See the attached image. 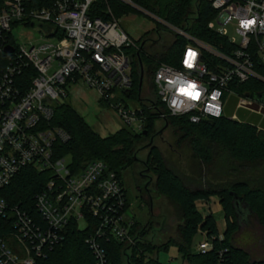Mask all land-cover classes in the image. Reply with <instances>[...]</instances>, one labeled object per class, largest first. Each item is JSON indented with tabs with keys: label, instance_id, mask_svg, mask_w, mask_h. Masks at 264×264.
Returning a JSON list of instances; mask_svg holds the SVG:
<instances>
[{
	"label": "built area",
	"instance_id": "2783aa9c",
	"mask_svg": "<svg viewBox=\"0 0 264 264\" xmlns=\"http://www.w3.org/2000/svg\"><path fill=\"white\" fill-rule=\"evenodd\" d=\"M117 1L156 18L159 34L163 26L174 39L186 41L180 67L160 63L155 74L158 101L171 116L188 117L192 124L227 117L231 96L247 103L236 86L252 79L264 82L255 71L264 62V0H196L192 17L197 18L200 5L213 12L207 24L214 36L210 42L194 35V19L178 27L133 0ZM98 2L108 5L104 16ZM33 3L0 0V218L7 230L0 235V264H38L64 242L73 223L79 229L94 224L86 244L97 264H108L104 242L136 245L124 181L103 161L76 172L70 158H57L55 144L70 136L48 124L55 104L69 98L72 85L82 83L110 102L124 127L144 132L148 116L143 107L111 102L117 91L131 98L133 59L127 51L139 50L141 39L135 41L120 28L109 0H50L42 7ZM29 29L41 37H31L25 32ZM18 30L28 36L25 41L16 35ZM27 74L29 80L23 78ZM145 103L157 112L152 102ZM28 167L53 176L34 197L37 214L2 195ZM212 248L207 237L197 253Z\"/></svg>",
	"mask_w": 264,
	"mask_h": 264
},
{
	"label": "trees",
	"instance_id": "16d2710c",
	"mask_svg": "<svg viewBox=\"0 0 264 264\" xmlns=\"http://www.w3.org/2000/svg\"><path fill=\"white\" fill-rule=\"evenodd\" d=\"M133 1L143 9L178 27H184L188 21L194 19L192 27L194 35L201 40L209 42L214 40L213 34L207 30V24L213 19V12L207 5H203V8L200 5L197 18H194L192 14L196 12L194 11L196 0ZM49 2L50 0H34L32 7H42ZM109 5L117 18L135 12L133 8L117 0H109ZM96 6L100 8V15L104 16L103 11L108 5L98 2ZM149 34L150 32L146 35ZM143 40L145 38H141L140 42ZM146 43L147 41L145 45ZM145 45L141 46L139 43V50L127 51L133 59L134 87L131 97H140L142 107L148 116L144 132L135 133L124 127L114 134L102 137L90 127L69 102H60L55 104L54 116L48 125L63 129L70 136V140L55 144L57 158H70L71 167L76 172L83 170L88 163L100 160L123 180L127 170L131 169L135 163H141L137 158L140 150L136 149V145L143 138H149L150 143L157 121H163L164 126L168 124V128L173 129L175 143L172 145L177 147L183 143L189 145L193 158L204 165L212 164V170L216 176H224L225 181L203 182L206 172L201 164L198 168L200 182L196 185H188L169 166L154 144L147 148L150 149L149 156L142 164L156 176V193L167 198L179 209L183 228L179 231L177 240L155 244L149 239L153 229L151 224L141 227L136 220L133 229V234L136 236L135 246H128L116 240L103 243L108 264H162L152 255L167 251L174 245L179 248L188 264H264V259L254 260L250 251L238 245V240L235 239L238 224L232 195V193L238 194L248 202L264 233V131L259 130L253 122L246 121L240 111L238 116L241 121L228 116L206 120L200 124H192L188 117L171 116L167 107L158 101L156 88L155 97L151 100L142 98L139 52L143 64L144 85L148 78L147 74H150L153 75L152 85L155 87V74L160 63L180 67L186 41L177 38L171 46L155 49L152 55L147 56L144 51ZM255 71L264 79V62L257 63ZM23 78L29 80L28 74ZM236 91L240 96L249 98L252 95L264 96V82L252 79L236 86ZM146 101L152 102L157 112L150 110ZM161 115L164 118H161ZM145 132H147L146 136ZM197 135L200 136L197 137ZM201 139L227 145L224 146L227 151L216 150L210 153L203 146ZM145 149L144 147L142 150ZM152 159L155 160V168L151 167ZM52 177L50 173H41L32 167L25 168L16 176L12 184L3 190L2 195L11 204L20 205L22 208L31 210L32 214H37L34 210V197L44 190ZM214 196L221 198L223 215L227 222V229L222 239L219 236L216 217L214 215L204 217L197 208V202L208 201ZM89 223H95V221L89 220ZM92 226L79 229L78 224L73 223L64 242L56 246L47 258L39 260L38 264H97L94 252L86 244L87 238L94 231ZM6 232L4 221L0 218V235ZM200 232L206 233L208 239L212 241V250L205 254L193 251L194 238Z\"/></svg>",
	"mask_w": 264,
	"mask_h": 264
},
{
	"label": "rangeland",
	"instance_id": "374dc122",
	"mask_svg": "<svg viewBox=\"0 0 264 264\" xmlns=\"http://www.w3.org/2000/svg\"><path fill=\"white\" fill-rule=\"evenodd\" d=\"M134 13L136 12H131L120 18L119 26L135 41L145 38V40L140 42V45L142 46L143 43L147 41L144 50L146 56L152 55L155 49H163L164 46H171L175 42V39L170 32L163 26H160L161 32L160 34L158 33L157 29L159 28L160 23L156 18L146 12ZM25 32L30 33V36L33 38L35 37L36 39L41 37L36 29H29ZM148 32H150V34L146 35ZM16 35L21 37L20 39H22V41H25L28 38V36H21L19 30L16 32ZM147 75L148 78L145 81L142 98L151 100L152 97H155V87L152 85L153 75ZM68 91L69 98L66 101L69 102L90 127L102 137H107L124 128L123 123L112 109L110 102L105 100L101 101L100 95L96 91L89 89L82 83L72 85ZM240 99L241 98L237 96H231L229 98L226 105L227 117L229 116L228 114H230L235 117L234 120L241 121V118L238 116L239 111L246 121L253 114H259L261 117H264V115L253 108L254 102L244 97L245 102H247L246 105L242 104ZM111 102L114 104L124 102L131 108H140L143 104L139 96L128 98V96L121 91L116 92V98L111 99ZM259 110H261V106H259ZM255 126L260 128V125L255 124ZM164 127L163 121H157L156 130L153 135L158 134ZM199 136L200 135H197V137ZM201 140L203 141V146L206 147L210 153L216 150L227 151L226 147H224L227 145L215 144L203 139ZM173 143H175L174 132L172 127H170L162 135L157 136L154 145L164 156L169 166L183 178L185 183L188 185L198 184V182H200L198 168L202 163L193 158L189 145L183 143L177 147V145H172ZM148 144L149 138H143L136 145V149L140 150L137 154L139 160L147 161L150 149H142ZM155 166V160L152 159L151 167L155 168ZM202 166L204 172H206L204 176L205 180L203 182L209 180L210 183L215 181H225L224 176H216L215 172L212 170V164H202ZM142 175L151 176V182H149V178H143ZM123 181L131 204L129 216L132 217L134 221L137 220L141 227L151 224L153 229L150 232L149 239L155 242V244H159L163 241V236L166 234L167 236H164L165 242L169 240H177L179 231L183 228L182 215H180L179 209L173 203L156 193V176L152 173H146V167L142 163H135L131 169L124 173ZM147 181L150 184L148 191L145 190ZM140 189H142V192H140ZM214 197L221 202L220 197ZM204 205V203H198V208L199 212L206 217L208 214L203 211L205 208ZM214 206H216V203ZM215 217L219 226L222 228L224 215L219 214ZM83 226L84 225H82V227ZM202 237L203 234L199 233L196 240L198 241ZM237 240L238 245L251 251L255 258H264V233L256 220L252 219L249 229L237 238ZM193 251H195L194 247ZM152 256L158 258L162 264L187 263L183 254L175 245L171 246L167 251H162L158 254L154 253Z\"/></svg>",
	"mask_w": 264,
	"mask_h": 264
},
{
	"label": "water",
	"instance_id": "95a60500",
	"mask_svg": "<svg viewBox=\"0 0 264 264\" xmlns=\"http://www.w3.org/2000/svg\"><path fill=\"white\" fill-rule=\"evenodd\" d=\"M145 45V42L143 43L142 46ZM139 60H140V65H141V79H140V91L143 89L144 85V71H143V64H142V59H141V54L139 52L138 54ZM251 101L254 102V109L258 112H260L262 115H264V96L263 95H252L250 98ZM259 106H261V110H259ZM166 130H168V124L157 134V135H162ZM147 135V132H145V136ZM155 140V136H153L150 139V143L145 147L150 148L153 146ZM145 163V162H144ZM234 196V209L236 213V218H237V224H238V232L235 235V239L239 238L246 230L249 229L252 219L256 220L258 224V218L256 215H254L252 208L248 204V202L243 198L240 197L238 194L232 193Z\"/></svg>",
	"mask_w": 264,
	"mask_h": 264
},
{
	"label": "crops",
	"instance_id": "0c3cea01",
	"mask_svg": "<svg viewBox=\"0 0 264 264\" xmlns=\"http://www.w3.org/2000/svg\"><path fill=\"white\" fill-rule=\"evenodd\" d=\"M227 115V114H226ZM229 117L231 119H235L234 116L228 114ZM247 121H250V122H253L254 124L256 125H260V128L257 127L259 130H262L264 131V117H261L259 114L258 115H255L253 114ZM198 203H204V210L206 214L208 215H219V214H223V206L221 204V202L219 200H217V198L213 197V198H210L208 201H199L197 202V208H198ZM216 203V206H214ZM199 210V208H198ZM217 227H218V231H219V236L220 238L222 239L224 237V234L226 232V229H227V222H226V219L224 217V221H223V226L222 228L219 226V223L217 222ZM165 237L167 236L166 234L164 235ZM163 236V241H164V237ZM197 237V236H196ZM196 237L194 238V241H193V247L195 248V252H197V246L199 243H201L203 240H205L207 238V234H203V237L200 238L198 241L196 240ZM188 264V263H186Z\"/></svg>",
	"mask_w": 264,
	"mask_h": 264
},
{
	"label": "flooded vegetation",
	"instance_id": "af4514ba",
	"mask_svg": "<svg viewBox=\"0 0 264 264\" xmlns=\"http://www.w3.org/2000/svg\"><path fill=\"white\" fill-rule=\"evenodd\" d=\"M154 136H155V139H156L158 135L156 134V135H154ZM154 141H155V140H154ZM140 162H141V163H144L145 161L140 160ZM145 167H146V166H145ZM146 173H149V174H150L151 171L148 170V169H146ZM142 177H143V178H144V177H145V178H149V179H150L149 182H151V180H152V179H151L152 177L149 176V175H142ZM149 182L147 181V183H146V186H145V190H146V191L149 190V186H150ZM140 192H142V189H140ZM250 253L253 255V253H252L251 251H250ZM253 258H254V260H257V258H255L254 255H253ZM261 259H264V258H261ZM258 260H259V259H258Z\"/></svg>",
	"mask_w": 264,
	"mask_h": 264
}]
</instances>
